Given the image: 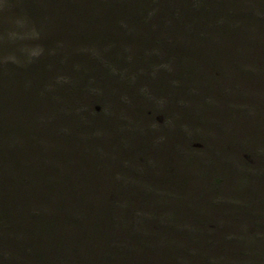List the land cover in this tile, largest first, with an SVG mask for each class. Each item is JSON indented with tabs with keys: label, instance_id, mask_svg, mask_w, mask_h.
Here are the masks:
<instances>
[{
	"label": "trees",
	"instance_id": "16d2710c",
	"mask_svg": "<svg viewBox=\"0 0 264 264\" xmlns=\"http://www.w3.org/2000/svg\"><path fill=\"white\" fill-rule=\"evenodd\" d=\"M0 36V264H264V0H0Z\"/></svg>",
	"mask_w": 264,
	"mask_h": 264
},
{
	"label": "rangeland",
	"instance_id": "374dc122",
	"mask_svg": "<svg viewBox=\"0 0 264 264\" xmlns=\"http://www.w3.org/2000/svg\"><path fill=\"white\" fill-rule=\"evenodd\" d=\"M17 25L18 26H16L14 29L7 30L8 33L4 31L5 32V40L12 38L16 34L19 35L18 42H16V44H15V48H14L15 50L11 48V46H14L13 43L7 41V43H5V45H7L8 49H5L2 54H3V57H6L8 59H13V61L15 60L18 62H28L30 59H34L38 56L39 50H41V48L38 46L36 39L32 37V32H31L32 29L30 27H28L27 24H24L23 22H21L19 20V21H17ZM17 27H20L19 30ZM125 100H126V98H125ZM125 100L120 99L119 101H116L117 103L114 102L112 105H110L109 103L106 102L105 105L107 107L109 106L108 108L111 110L114 107H116L118 104L120 106V103L121 104L125 103L126 102ZM183 104L185 106L188 105L187 102H183ZM104 110H106V109H104ZM196 113H198V111ZM154 115L156 116L155 113H154ZM199 117H200L199 119L201 120L202 116L199 115ZM124 118H126V117H124ZM153 121L156 122V119L155 120L153 119ZM152 123L153 122L151 121V124ZM123 125H125L127 128L131 127V125L129 123H128V125L123 123ZM163 125L169 126L171 124H168V121L166 119H164ZM154 126H155V129H153V130H157V129L160 130L156 123H154ZM200 130L201 129H199V131L196 132L194 134V136H192V137L190 136V139H189L191 144H188V147L193 152H196L195 151L196 145H194L193 142L197 143L198 145L201 142L202 145H204V143H203L204 140L206 141L207 136L210 135V133H208V135L206 134V136L202 137L203 132H201ZM205 132H207V131H205ZM192 135H193V133H192ZM170 136L171 135L169 134V137L167 140L171 139ZM192 143H193V145H192ZM179 177H181V176H179Z\"/></svg>",
	"mask_w": 264,
	"mask_h": 264
}]
</instances>
